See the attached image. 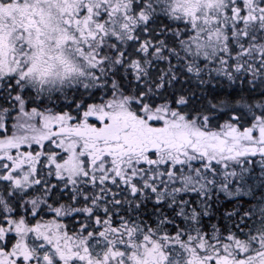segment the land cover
I'll use <instances>...</instances> for the list:
<instances>
[{
	"label": "snow or ice",
	"instance_id": "obj_1",
	"mask_svg": "<svg viewBox=\"0 0 264 264\" xmlns=\"http://www.w3.org/2000/svg\"><path fill=\"white\" fill-rule=\"evenodd\" d=\"M0 264H264V0H0Z\"/></svg>",
	"mask_w": 264,
	"mask_h": 264
}]
</instances>
